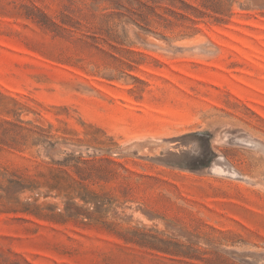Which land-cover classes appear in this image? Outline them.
Wrapping results in <instances>:
<instances>
[{
	"label": "rangeland",
	"instance_id": "obj_1",
	"mask_svg": "<svg viewBox=\"0 0 264 264\" xmlns=\"http://www.w3.org/2000/svg\"><path fill=\"white\" fill-rule=\"evenodd\" d=\"M0 264H264V0H0Z\"/></svg>",
	"mask_w": 264,
	"mask_h": 264
},
{
	"label": "trees",
	"instance_id": "obj_2",
	"mask_svg": "<svg viewBox=\"0 0 264 264\" xmlns=\"http://www.w3.org/2000/svg\"><path fill=\"white\" fill-rule=\"evenodd\" d=\"M48 20L49 18L45 14L42 13V22H45V24H48Z\"/></svg>",
	"mask_w": 264,
	"mask_h": 264
},
{
	"label": "bare ground",
	"instance_id": "obj_3",
	"mask_svg": "<svg viewBox=\"0 0 264 264\" xmlns=\"http://www.w3.org/2000/svg\"><path fill=\"white\" fill-rule=\"evenodd\" d=\"M250 144V143H249ZM253 144V143H252ZM218 162V161H217ZM221 162H223V160L221 161ZM220 163V162H219ZM219 165V164H218ZM223 166V165H222ZM221 166V167H222ZM223 169H225V168H223ZM224 171V170H223ZM233 171H235V170H233ZM234 174V173H233ZM231 176V175H230ZM238 176H239V174H238ZM237 178V177H236ZM239 178H240V176H239Z\"/></svg>",
	"mask_w": 264,
	"mask_h": 264
}]
</instances>
